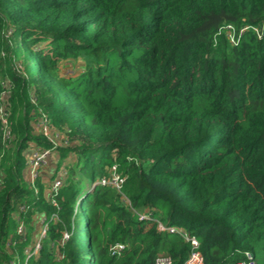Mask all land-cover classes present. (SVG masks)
I'll use <instances>...</instances> for the list:
<instances>
[{
    "label": "trees",
    "instance_id": "16d2710c",
    "mask_svg": "<svg viewBox=\"0 0 264 264\" xmlns=\"http://www.w3.org/2000/svg\"><path fill=\"white\" fill-rule=\"evenodd\" d=\"M143 213L264 264V0H0V264H183Z\"/></svg>",
    "mask_w": 264,
    "mask_h": 264
},
{
    "label": "built area",
    "instance_id": "2783aa9c",
    "mask_svg": "<svg viewBox=\"0 0 264 264\" xmlns=\"http://www.w3.org/2000/svg\"><path fill=\"white\" fill-rule=\"evenodd\" d=\"M224 28L228 30V33L231 37V40L233 41L235 38V31L234 27L232 25H225ZM248 27H245L244 29H247ZM7 117L3 116V122L7 123ZM46 131V129H45ZM29 152V163L27 168V176L29 175L31 177V181L35 182L37 179V176L39 174L38 169L40 170L41 166L44 164L45 160L50 156V150L38 147L36 145H33L30 148ZM30 180V179H29ZM124 182V177H122L120 174L116 173L115 168L113 173L108 178H102L100 180V183L112 185L116 187L118 190H121L122 184ZM60 185V180L56 179L53 183L52 190H56L58 186ZM140 219H147V220H153L157 226V228L160 231H166L171 234H177L184 238L188 243L191 245V250L188 255V257L185 259L183 264H204V257L199 250V240L195 235L190 234L186 229L179 228L176 226H169L164 223L161 219L152 218L149 213H143L139 215ZM20 231H23V226H20ZM40 238L43 237L46 233V226L43 227L40 230ZM124 248V245L122 243H117L112 247L113 252H119L121 249ZM40 249V239L36 242L34 251L38 252ZM172 258L169 255H162L157 258L155 264H172ZM254 257L251 254V252H245V258L236 263H226V264H254Z\"/></svg>",
    "mask_w": 264,
    "mask_h": 264
},
{
    "label": "rangeland",
    "instance_id": "374dc122",
    "mask_svg": "<svg viewBox=\"0 0 264 264\" xmlns=\"http://www.w3.org/2000/svg\"><path fill=\"white\" fill-rule=\"evenodd\" d=\"M62 70L67 74H73V73L75 74V73H77L78 68L77 67L73 68L70 63L64 62L62 65ZM51 157H52V152H51L50 156L45 160V162L41 166L40 170L38 169V172H41V171L45 172L44 175H46V174H51L52 172H55L57 170L55 166H53V168L50 167V164H52L50 161ZM70 161H71L70 159L66 160V162H70ZM27 177H28V180L30 179L29 181H31V177L29 175ZM44 181L48 182V179H45ZM40 227H41V225H40ZM40 227H39V229H40ZM40 233L41 232H39V235H40Z\"/></svg>",
    "mask_w": 264,
    "mask_h": 264
}]
</instances>
